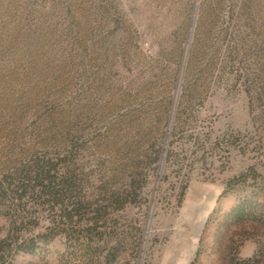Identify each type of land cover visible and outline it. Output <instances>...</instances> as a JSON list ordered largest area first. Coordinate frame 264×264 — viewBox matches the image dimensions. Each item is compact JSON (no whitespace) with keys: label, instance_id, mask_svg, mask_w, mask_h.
Segmentation results:
<instances>
[{"label":"rangeland","instance_id":"1","mask_svg":"<svg viewBox=\"0 0 264 264\" xmlns=\"http://www.w3.org/2000/svg\"><path fill=\"white\" fill-rule=\"evenodd\" d=\"M38 158L90 203L0 200L13 264H264V0H0V179Z\"/></svg>","mask_w":264,"mask_h":264},{"label":"trees","instance_id":"2","mask_svg":"<svg viewBox=\"0 0 264 264\" xmlns=\"http://www.w3.org/2000/svg\"><path fill=\"white\" fill-rule=\"evenodd\" d=\"M66 171L60 173L58 162L52 158L37 159L32 166L25 169L21 180L16 182L14 175L0 179V200L8 197H20L28 193L44 198V203L49 204L52 214L60 216L57 222L47 226V233L38 235L50 241L57 235L67 233L68 224L82 211L85 202L79 192V181L74 170L69 165ZM40 192V194H39ZM118 201V198L112 200ZM28 223H12L11 233L0 242V264H13V259L20 252L32 253L37 248L35 236H26L23 231L28 229ZM27 228V229H26ZM190 264H195L194 262Z\"/></svg>","mask_w":264,"mask_h":264}]
</instances>
